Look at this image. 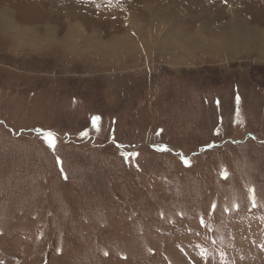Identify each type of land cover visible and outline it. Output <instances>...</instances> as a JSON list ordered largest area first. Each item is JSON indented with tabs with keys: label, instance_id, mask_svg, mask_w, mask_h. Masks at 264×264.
Segmentation results:
<instances>
[{
	"label": "rangeland",
	"instance_id": "obj_1",
	"mask_svg": "<svg viewBox=\"0 0 264 264\" xmlns=\"http://www.w3.org/2000/svg\"><path fill=\"white\" fill-rule=\"evenodd\" d=\"M2 11L0 264H264V0Z\"/></svg>",
	"mask_w": 264,
	"mask_h": 264
},
{
	"label": "bare ground",
	"instance_id": "obj_2",
	"mask_svg": "<svg viewBox=\"0 0 264 264\" xmlns=\"http://www.w3.org/2000/svg\"><path fill=\"white\" fill-rule=\"evenodd\" d=\"M0 16L3 18V19H6L8 21L12 20V17L11 16H8L7 13L5 12H0ZM134 21H139L138 19H134ZM133 21V22H134ZM133 24V23H131ZM135 24V22H134ZM137 24V23H136ZM157 25V24H156ZM246 25V24H245ZM247 26V25H246ZM140 26H137L136 25V29H139ZM236 27V26H235ZM247 28V27H246ZM76 29V28H75ZM142 30H145V28H141V31ZM246 30V29H245ZM248 31V30H247ZM150 32V31H149ZM263 32V35L260 34V36H254V39L249 37L248 35L245 36V37H233L232 34L227 36L226 34H223V36L221 35H215V41L213 43H209L208 41H206L204 38L199 40L202 44H205V45H212L215 47V44L217 45V47H220V48H225L226 50L227 49H235L236 47L239 48L238 52H241L243 50H246V52L248 51L249 53H252L251 51V48L254 46V45H261V46H264V30H262ZM131 33V32H130ZM247 33V32H246ZM252 33H255L252 32ZM78 35V33H76ZM130 35V34H128ZM176 35L178 36H181L180 34H174V37H176ZM141 36V35H140ZM154 36V35H153ZM173 36V35H172ZM172 36L170 37V40L172 39ZM202 36V35H201ZM252 36V35H251ZM184 37V36H183ZM188 37H191L193 39V36H188ZM144 38V37H142ZM257 38V40H256ZM114 39H120V38H114ZM190 39V38H189ZM193 41V40H192ZM205 42V43H204ZM147 45V44H146ZM253 45V46H252ZM134 46V45H133ZM153 49V48H152ZM260 49V47H259ZM258 49V50H259ZM263 50V49H262ZM261 50V51H262ZM149 51V50H146V52ZM156 51V50H155ZM145 52V50H144ZM260 54V52H259ZM152 55V54H151ZM150 56V55H149ZM167 56V55H166ZM156 57V56H155ZM134 63V62H133Z\"/></svg>",
	"mask_w": 264,
	"mask_h": 264
},
{
	"label": "trees",
	"instance_id": "obj_3",
	"mask_svg": "<svg viewBox=\"0 0 264 264\" xmlns=\"http://www.w3.org/2000/svg\"><path fill=\"white\" fill-rule=\"evenodd\" d=\"M64 140H65V142L68 143V139L66 137L64 138ZM54 159L56 161V165H57V168H58L60 174L62 176L67 175V173H65V166H63L62 162L60 160H58L59 158L55 157ZM60 166H63V168L61 169Z\"/></svg>",
	"mask_w": 264,
	"mask_h": 264
},
{
	"label": "snow or ice",
	"instance_id": "obj_4",
	"mask_svg": "<svg viewBox=\"0 0 264 264\" xmlns=\"http://www.w3.org/2000/svg\"><path fill=\"white\" fill-rule=\"evenodd\" d=\"M225 2H227V0H225ZM94 119H99V118L96 117V118H94ZM84 134L86 135V133H84ZM48 140H49V143L54 144V140H53L51 134H49V136H48Z\"/></svg>",
	"mask_w": 264,
	"mask_h": 264
}]
</instances>
